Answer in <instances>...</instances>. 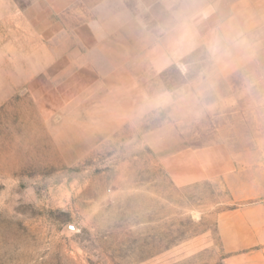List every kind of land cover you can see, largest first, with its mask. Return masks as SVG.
Listing matches in <instances>:
<instances>
[{"label": "rangeland", "instance_id": "374dc122", "mask_svg": "<svg viewBox=\"0 0 264 264\" xmlns=\"http://www.w3.org/2000/svg\"><path fill=\"white\" fill-rule=\"evenodd\" d=\"M238 1L0 0V264H225L219 217L264 183Z\"/></svg>", "mask_w": 264, "mask_h": 264}, {"label": "crops", "instance_id": "0c3cea01", "mask_svg": "<svg viewBox=\"0 0 264 264\" xmlns=\"http://www.w3.org/2000/svg\"><path fill=\"white\" fill-rule=\"evenodd\" d=\"M235 6L259 10L261 18H264V0H239ZM165 164L172 173L173 166L168 161ZM245 185L242 200L248 204L224 212L219 217L220 241L227 254L225 264H264V183L251 191L248 180Z\"/></svg>", "mask_w": 264, "mask_h": 264}]
</instances>
